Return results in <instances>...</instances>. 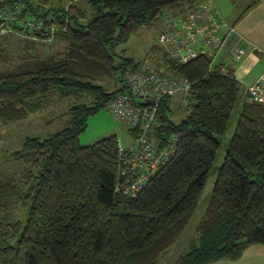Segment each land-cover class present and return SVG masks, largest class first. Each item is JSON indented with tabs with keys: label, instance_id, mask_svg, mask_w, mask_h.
<instances>
[{
	"label": "trees",
	"instance_id": "trees-1",
	"mask_svg": "<svg viewBox=\"0 0 264 264\" xmlns=\"http://www.w3.org/2000/svg\"><path fill=\"white\" fill-rule=\"evenodd\" d=\"M64 1L0 0L17 9L15 29L0 34L26 36L16 61L0 53V123L67 101L62 128L26 136L10 153L18 170L0 171V264H160L198 205L241 81L233 66L214 64L206 53L182 61L153 44L151 66L185 75L192 86L181 92L187 113L179 121L173 95L159 102L154 132L160 145L176 134L175 153L136 195H126L116 189L117 135L88 144L79 135L90 114L128 89L125 71L144 65L118 45L200 0ZM28 16L42 19L41 29L16 23ZM53 39L63 45L56 51ZM111 77L119 85L109 86ZM244 96L196 234L173 264L235 259L250 243H264V105Z\"/></svg>",
	"mask_w": 264,
	"mask_h": 264
},
{
	"label": "built area",
	"instance_id": "built-area-1",
	"mask_svg": "<svg viewBox=\"0 0 264 264\" xmlns=\"http://www.w3.org/2000/svg\"><path fill=\"white\" fill-rule=\"evenodd\" d=\"M17 9L12 3L0 6V31L14 30ZM158 35V44L173 57L187 61L206 53L215 59L217 52L230 36L237 32L219 11L214 0H200L194 6L186 5L176 14H167ZM16 23L25 28L41 29L43 21L35 16L20 18ZM246 48L238 47L233 58L240 60ZM228 64H222L225 68ZM237 78L235 72L233 75ZM127 90L114 94L107 103L110 113L128 129H132V142L120 149V173L116 189L126 195H136L151 174L175 153L178 136L170 135L160 145L154 129L161 124L159 102L172 95L188 92L192 81L185 75L172 74L151 65H136L125 71ZM151 97L154 103H145ZM247 98L264 105V71L247 87Z\"/></svg>",
	"mask_w": 264,
	"mask_h": 264
},
{
	"label": "rangeland",
	"instance_id": "rangeland-1",
	"mask_svg": "<svg viewBox=\"0 0 264 264\" xmlns=\"http://www.w3.org/2000/svg\"><path fill=\"white\" fill-rule=\"evenodd\" d=\"M244 1L249 2L250 0ZM82 5L85 6L86 2L82 1ZM87 6L91 10L88 4ZM224 16L229 20L227 14H224ZM162 28L163 25L159 21L152 25H142L132 32L128 39L118 45V50L125 56L133 57L135 61H142L145 65H152L153 60L151 58L150 47L158 43V35ZM25 37L24 34L20 35L18 33H14L11 36L0 34V53H6V57L10 55L13 61H16L24 45L21 38ZM50 45L54 51L63 46L61 42L54 39ZM1 65L2 63L0 62ZM109 79L111 82L109 86L119 85V82L115 83L113 77ZM242 92L232 111L228 126L220 136V146L218 147L214 165L207 177L198 205L175 244L162 256L160 264H173L176 256L187 248L190 238L196 234L195 227L205 211L218 176L219 167L226 155L227 147L240 115L241 104L244 100ZM183 95V93H177L170 100V105L173 109L172 118L176 121L181 120L187 113V100H185ZM66 105L67 101L62 100L59 103L48 105L43 110L32 112L26 118L6 124L0 123V171L13 172L14 170H18L19 164L10 153L22 146L26 136L37 135L43 138L61 129L63 126L61 116ZM87 123L86 128L79 135V140L83 144L95 142L109 134H116L122 147L128 146L132 142L133 137L128 128L110 113L107 106L101 107L96 112L90 114ZM18 212H22V209H19Z\"/></svg>",
	"mask_w": 264,
	"mask_h": 264
},
{
	"label": "crops",
	"instance_id": "crops-1",
	"mask_svg": "<svg viewBox=\"0 0 264 264\" xmlns=\"http://www.w3.org/2000/svg\"><path fill=\"white\" fill-rule=\"evenodd\" d=\"M214 1L219 11L228 15L227 20L236 25L237 32L217 52L213 63L233 66L246 95L248 85L264 71V0ZM159 22L164 24L163 20ZM238 47L246 48V53L235 60L233 52ZM208 264H264V243H250L240 257L219 258Z\"/></svg>",
	"mask_w": 264,
	"mask_h": 264
},
{
	"label": "water",
	"instance_id": "water-1",
	"mask_svg": "<svg viewBox=\"0 0 264 264\" xmlns=\"http://www.w3.org/2000/svg\"><path fill=\"white\" fill-rule=\"evenodd\" d=\"M144 102L153 104L154 103V99L151 98V97H148V98L144 99Z\"/></svg>",
	"mask_w": 264,
	"mask_h": 264
}]
</instances>
